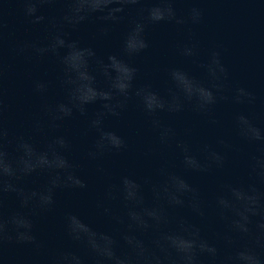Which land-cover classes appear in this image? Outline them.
<instances>
[{
    "label": "water",
    "instance_id": "obj_1",
    "mask_svg": "<svg viewBox=\"0 0 264 264\" xmlns=\"http://www.w3.org/2000/svg\"><path fill=\"white\" fill-rule=\"evenodd\" d=\"M0 264H264V0H0Z\"/></svg>",
    "mask_w": 264,
    "mask_h": 264
}]
</instances>
